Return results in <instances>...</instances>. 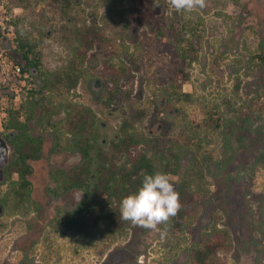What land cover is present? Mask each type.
Wrapping results in <instances>:
<instances>
[{
  "label": "rangeland",
  "instance_id": "374dc122",
  "mask_svg": "<svg viewBox=\"0 0 264 264\" xmlns=\"http://www.w3.org/2000/svg\"><path fill=\"white\" fill-rule=\"evenodd\" d=\"M66 2L69 4L66 5ZM238 4L237 8L232 5L224 8L220 0H206L205 8L187 13L176 12L169 0H123V3H112V0H0V22L3 23L0 25V32L2 26H7L4 16H9L11 22L19 19V27L30 34L32 44L36 46L35 52L40 60L38 68L41 71L38 78L32 75L22 77V71L21 78H17L11 73L5 76L0 70V80L5 86V92L0 95V110L17 109L28 97L29 90L36 92L41 88L44 83L42 73L50 80L52 75L58 74L68 66L75 47L74 30L93 26L100 36L98 46L87 52L84 63L79 67L80 77L75 89L66 91L56 85L50 91H43L41 97L46 100L44 105L49 126L40 128L35 120L28 124H34L31 134L41 136L43 141V153L41 152L38 162H29L35 173L34 198L41 212H37L35 217L27 213L19 214V217L14 216L12 221L8 218L0 220V264H120L113 258L108 257V260H105V257L109 255V250L122 246L129 237L128 231L124 232L122 238L105 235L100 241L99 251L93 248V244L86 246L85 250L89 252H85V257L80 262L76 257V242L61 231L55 230L54 220L59 218L60 214L54 215V211L48 209L53 208L56 211L64 204L61 200L53 201L39 196L47 188L61 192L56 183L45 182V169L62 166L61 146L58 152L52 155L48 154V149L50 138L54 141L59 134L61 140L70 138V135L66 134L63 121L64 108L89 109L96 116L97 122L106 124L104 130H99L100 139H111L130 114L136 117L133 129L137 136H146L149 129L164 121L165 128L161 141L157 144L161 148L164 144L162 142L168 139L176 140V135L182 129L191 126L202 127L205 120L204 107L219 105L220 113L225 112L223 117L231 118L230 112L223 111L222 102L227 99L234 102L237 109L251 104L252 101L257 115L259 114L258 108L264 101L260 98L262 92L254 86L252 77H245L243 74L247 66L259 63V55L264 57V0H238ZM176 18L190 22L192 26L187 30L198 31L202 35L198 39L193 35H185V38L190 40L196 39V50L199 52L196 62L184 66L188 81H184L181 74L173 78L172 72L176 71V67L170 60L173 58L171 53L176 52V46L168 37L161 39V43L158 37L159 28L165 27L169 19ZM13 26L16 37L15 25ZM138 38H143L146 44L155 43L158 52L156 56L150 52L146 53L139 70H134L135 67L127 63V68L132 69L133 75L129 73L120 80L124 92L122 99L106 106L103 104L106 99L105 91L102 90L100 97L103 101L94 102L87 88L88 80L97 77L110 90L112 83L106 80V75L116 67L118 61H122L127 54L129 56ZM14 45L13 40L6 43L7 48H4L2 42L1 48L4 55L22 68L18 57L11 56ZM260 48L262 49L259 50ZM156 73L159 74L155 75ZM168 73H172L171 84H168L164 77V74L167 76ZM238 76L241 83L237 94ZM168 85L173 95L169 103L170 110L173 111L172 115L176 112L173 118L157 106L164 86ZM184 94L188 95L184 97ZM32 96L39 97L36 94ZM141 112L145 114L142 119L138 116ZM38 114L39 110L35 111V119ZM21 115L24 118V114ZM257 122L254 128H264V112L262 121L257 119ZM206 134L210 135L203 138L198 157L205 156L214 160L219 156L218 137L211 131ZM109 148L110 146L107 150ZM192 156V152H186L181 158L183 165ZM247 161V156L239 152L235 163L229 166V172L235 175L237 167ZM118 162L123 163L124 159L121 158ZM238 178L236 182L230 183L231 195L227 204L233 224L230 225L226 213L220 208L222 204L215 197L204 207L197 203H187L183 231L171 230L163 238L158 231L139 232L133 239V250L141 248L143 255L147 257L149 254L144 251L150 248L148 253L157 255V251L161 249H158L162 245L161 240L172 242L174 238L176 264H197L193 251L204 247L206 235L208 242H214V237L219 234L216 229L234 230L236 235L233 236V242L237 240V220L243 193L246 189L263 192L264 172L258 171L251 179L240 174ZM180 180L181 177L179 182ZM206 181L209 182L210 177ZM209 189L211 192L215 190L214 186ZM59 195L65 196L64 193ZM29 205L19 206L15 203V206L19 207ZM256 208L254 205L255 219ZM178 220L176 219V222ZM259 240L260 243L253 251L239 255L236 254V249L228 252V244L225 243L223 248H216L214 253L208 254V264H264V234L260 235ZM154 249L157 251L152 252ZM21 256L23 259L19 261Z\"/></svg>",
  "mask_w": 264,
  "mask_h": 264
},
{
  "label": "trees",
  "instance_id": "16d2710c",
  "mask_svg": "<svg viewBox=\"0 0 264 264\" xmlns=\"http://www.w3.org/2000/svg\"><path fill=\"white\" fill-rule=\"evenodd\" d=\"M123 3V0H112ZM223 3V7L232 5L239 7L238 0H220ZM111 2V0H110ZM69 3L66 2V5ZM221 6V7H222ZM197 19V18H196ZM20 20L17 19L12 23L15 25L16 38L14 40V49L11 56L19 59L22 65V74L27 73L29 69H37L40 66V60L38 53L35 52V45L32 44L30 34L23 28L19 27ZM192 24L187 21H181L176 18L169 19L165 27L159 28V42L164 37H168L169 41H172L176 46V52L171 53L173 58L171 63L176 67V75L181 74L184 81H188V76L184 74V66L191 65L197 61L198 51L196 50V39L202 37L198 31L187 30ZM193 35L196 39L190 40L185 38V35ZM73 38L75 41V47L71 54L68 66L56 75H52L51 79L42 73L43 76V91H50L54 86H60L66 91H71L76 88L78 84L79 67L85 61L86 54L89 50L98 46L100 42V36L92 27L78 28L73 31ZM167 44H163L166 46ZM157 45L155 43H144L143 38H138L132 46L131 53L127 54L122 61H118L116 67L112 68L110 74V82L112 88L108 91L104 105L110 106L115 101L122 99V84L120 80L132 73L130 68H127V63L132 64L135 69L139 70V66L146 58V53L149 52L156 56ZM260 48L259 50H261ZM128 53V52H127ZM259 63L257 65H249L244 71L243 76L252 77L253 84L262 92L260 98L264 100V57L258 56ZM116 64V63H115ZM238 71V70H237ZM237 73V72H236ZM241 80L238 76V82L236 85V93L238 94ZM184 94L183 96H187ZM43 98L35 99L32 97L29 100H25L17 109H6L7 116L5 118L4 126L6 130L18 131V134L14 136V146L16 150V163L17 171L19 173V181L15 182L19 188L16 189L14 195L17 199V205H24L28 202L29 181L26 180V176L31 173V166L29 161L39 160L42 151V138L41 136H34L29 132L28 124L35 120V111L38 106H43ZM224 106L223 111H228L232 114L231 118H224L225 112L220 113L219 105H212L211 107H204V124L202 127L196 126L195 128L187 127L182 129L179 134L176 135V140L172 141L171 146L163 142V147L153 146L152 158H147L145 149H137L140 145H150L151 142L147 141L144 137H136L129 130V124L124 122L122 130L118 133L115 141V157L123 156L129 160L130 171L125 169L115 168L116 170L109 169L103 163L105 157L103 153L99 152L96 147L95 155L93 158L89 156V149L93 148L91 144L87 147L80 146L84 151V157L87 160L83 167L84 180H80L81 183H72L73 186L81 187L89 174L94 173L95 178L92 183L95 186V191L99 190L100 195L104 194L108 199L115 198L119 202L128 194L135 193L137 189L142 185V180L145 175H154L160 172L159 168L163 165L169 164V161H173L176 166V173L181 171L180 177V204L181 208L176 215V229L183 231L185 222L183 219L186 217L185 206L187 203H197L204 207L212 198L220 201L222 206L220 207L224 213H226L230 225L233 224L229 209L227 208L228 199L231 195L230 183L236 182L239 178V174L246 178H252L258 171L264 172V128H254L257 119L262 121V114L264 112V101L258 108V115L256 107L251 104H246L240 109L235 108V103L230 100L222 102ZM24 114V121H20L19 115ZM47 110L43 109L40 117L35 122L40 128L48 127L49 120L46 116ZM139 116V115H138ZM94 124L90 122L83 115L75 117L70 122L69 134L73 136L79 143L87 133H92ZM52 127H54L52 125ZM207 131L213 132L218 137L219 156L212 160L209 157H198L202 149V143ZM95 139L94 137L92 138ZM61 134L56 136L52 151L56 152L61 146ZM94 143L96 141L94 140ZM84 145V144H81ZM134 150V151H132ZM186 152H192L193 156L187 161V164L183 167L180 164L182 156ZM239 152L245 154L248 158L247 163L237 167L236 174L229 172L228 168L234 164ZM90 159L98 161L95 165L91 164ZM153 161V162H152ZM156 161V163H155ZM91 167H94V172L91 171ZM145 169V171H143ZM210 177V181L206 180ZM97 185V186H96ZM214 186L215 190L210 191L209 187ZM88 187L86 191L88 192ZM90 197V207H93L94 197ZM17 197V198H16ZM89 200V199H88ZM102 202L98 207H105L106 200ZM96 205V206H97ZM254 205L256 208L257 218H254ZM227 210V211H226ZM103 210L101 214L103 215ZM74 221H70L66 224L65 229L76 231L73 226ZM75 225V224H74ZM238 239L234 245L233 236L236 235L234 230H219L216 229L217 234L214 242H208V236L204 240L205 245L201 249L193 251V257L197 264H208V254L214 253L216 248H223L225 243L228 244V252L236 249V254H248L250 251L260 243V235L264 234V191L254 192L251 189H246L243 193L242 204L239 211V217L237 220ZM91 228H86L85 233L89 234ZM23 263V262H22Z\"/></svg>",
  "mask_w": 264,
  "mask_h": 264
},
{
  "label": "flooded vegetation",
  "instance_id": "af4514ba",
  "mask_svg": "<svg viewBox=\"0 0 264 264\" xmlns=\"http://www.w3.org/2000/svg\"><path fill=\"white\" fill-rule=\"evenodd\" d=\"M14 25V24H13ZM91 66H93L92 63H90ZM164 73V72H163ZM173 78L176 76V71L172 72ZM171 73V74H172ZM41 71L39 68L37 69H29L27 73H24L22 77H28V75H32L34 78L40 77ZM133 75V72L131 73ZM159 73H156L155 75H158ZM170 73L166 76L164 74V77H166V81L168 84H171L170 77L172 76ZM16 77V76H15ZM17 78H21V76H17ZM27 79V78H25ZM106 80L110 82V75H106ZM96 83L100 86L98 90V87L96 86ZM44 84V83H43ZM104 83L101 82V80L97 77H94L87 82V88L88 91L91 93L93 97L94 102H102L101 101V94L102 90L105 91L104 96H107V93L109 89L104 86ZM255 86V85H254ZM165 88L161 92L160 100L157 102V106L161 111H167V114L169 116H172L170 118L175 117L176 112L174 115L173 111L170 110L169 103L172 100L173 95L170 92V87L164 86ZM256 87V86H255ZM254 87V88H255ZM43 85L41 88H39L36 92H32L29 90L28 97L26 100L31 99L34 97L42 98L43 95ZM75 89V88H74ZM5 92V86L4 82L0 80V95ZM131 92V90H130ZM35 93L36 95H39V97H35L32 95ZM13 96V94H10ZM43 107L38 106L37 110H39V114L36 117H40L43 109L45 110L46 107L44 103L46 102L45 99H43ZM36 110V111H37ZM7 111L4 108H1L0 110V220H4L6 218L9 219V221H12L14 219V216H18L19 214L26 215L28 213L29 216L35 217L37 212H41V208L37 207L36 204H38L36 198H34V189L33 184L35 183L34 180V171L33 167H31V173L26 176V180L29 181V192H28V202L27 204H30L28 207H19L15 206V203L17 202V199H15L14 195L16 194L15 190L19 188L18 184L16 185L15 182L19 181V173L17 171L16 163V150L14 146V136L18 134V131H9L5 129L4 122L5 118L7 116ZM64 117L63 121L65 122L66 127V134L70 135V138L65 139L63 138V141L61 143V151L62 154V166L61 167H46L47 171V177L46 181H50L53 184L56 183L57 186H59V191H55L53 188H47L42 194L39 196L42 199L50 198L53 201L55 200H61V202L64 204L58 210L55 211L53 208H48L54 211V215L60 214L59 218H56L55 221V230L61 231L65 236H69L71 240L76 242L77 244V260L81 262L82 258L85 257V252H89L85 250L86 246H90V244H93V248L97 251H99V244L100 241L103 239L105 235L109 236H116L122 238L125 231L129 232V237L126 239V241L122 244L120 248H115L112 250H109V255L105 257V260H108L109 258L115 259V261L120 262V264H176V240L173 238L172 242H164L162 241L161 247L158 249L160 250H153L152 252L157 251L156 254L148 253V250L150 248H147L146 252L149 254V256L145 257L143 255V250L140 248L138 250H133V239H135L138 236V233H146L150 230L137 227L132 225L128 221H123L120 219V206L119 202L113 198L108 199L106 195L102 194L100 195V191H95V186L92 183V181L95 178L94 173L89 174L87 177L85 183L79 187V186H73L72 183H81L80 180H84V173H83V167L86 164L87 160L84 157V151L80 146L87 147L88 144H91L93 148L89 149V156L93 158L95 155L96 147L99 150V152L104 154L103 163L108 167L109 169L116 170L115 168H121L125 169V171H130V165L129 160L126 157H119L117 159L115 157V141L117 139L118 133L122 130L124 122H127L129 125V130L132 134H134L133 124L136 120V117L133 115H128L124 122L121 124L119 131L112 136L111 139H100L99 137V130H104L106 128V124L103 122H97L96 116L89 110V109H83V110H76L74 108H64ZM83 115V118L87 119L89 122L93 121V128L92 133H87L82 138V141L79 143L77 140L73 138L71 134H69L70 130V122L73 118ZM140 119L144 117L145 114L141 112L138 114ZM20 121H24V118L22 115H19L18 118ZM35 119V120H36ZM255 122L254 126H256ZM165 122L162 121L159 123L155 128L149 129L146 136H137L136 137H144L147 141H150V145H140L137 147V149H145V152L147 154V158H152V151L151 148L153 146H156L159 141H161V134L164 130ZM253 126V127H254ZM47 127V126H46ZM29 132H32L34 130V124L31 126L28 125ZM36 136V135H34ZM95 138L94 140L96 143H94V140L92 138ZM50 140V146L48 149V154H56V152L52 151L54 141ZM165 142L169 143L167 146H171L170 144L172 142L171 139L166 140ZM163 143V142H162ZM84 144V145H81ZM110 146L109 150H107V147ZM134 151V150H132ZM43 153V151H41ZM59 153V154H60ZM150 154V155H149ZM123 158L124 162L120 163V159ZM38 162V160H36ZM36 161H29L30 163H35ZM28 162V163H29ZM91 164L95 165L98 163L95 159H90ZM153 162V161H152ZM156 163V161H155ZM181 166L184 163L180 161ZM31 166V164H29ZM92 172H94V167L90 168ZM161 173L167 174L170 178V182L173 183L176 191L179 190L180 186V174L181 171H178L176 173V166L173 164V161H169V164L163 165L159 168ZM145 171V169L143 170ZM177 185V186H176ZM97 186V185H96ZM86 187H88V192L86 191ZM65 194L64 197L60 196L59 193ZM70 192V193H69ZM94 197L93 199V207H90V197ZM89 199V200H88ZM106 200V206L101 208L98 207L102 201ZM97 205V206H96ZM102 210L103 215L101 214ZM53 218V217H52ZM51 218V219H52ZM54 219V218H53ZM73 226L76 231L67 230L65 229L66 224H68L70 221H74ZM4 222H2L3 225ZM6 223V222H5ZM75 224V225H74ZM4 226V225H3ZM2 226V227H3ZM159 227L163 229H167V235L170 233L171 230H176V216L172 217L167 225H160ZM86 228H91L90 233H85ZM93 241V242H92ZM96 244V245H95ZM95 246V247H94ZM98 246V247H97ZM23 259V256L20 257L19 261Z\"/></svg>",
  "mask_w": 264,
  "mask_h": 264
},
{
  "label": "clouds",
  "instance_id": "9594fccd",
  "mask_svg": "<svg viewBox=\"0 0 264 264\" xmlns=\"http://www.w3.org/2000/svg\"><path fill=\"white\" fill-rule=\"evenodd\" d=\"M176 12L191 13L206 7V0H169ZM181 208L180 194L167 174L157 172L145 175L135 193L128 194L120 202V219L147 230L160 232L163 238L167 225Z\"/></svg>",
  "mask_w": 264,
  "mask_h": 264
},
{
  "label": "built area",
  "instance_id": "2783aa9c",
  "mask_svg": "<svg viewBox=\"0 0 264 264\" xmlns=\"http://www.w3.org/2000/svg\"><path fill=\"white\" fill-rule=\"evenodd\" d=\"M3 19L6 21L7 26H2L0 32V70L5 76H8L10 73L12 75L21 76L22 68L20 65L13 63V61L6 54L4 55V50L1 48L3 40L8 43L16 38L14 34V26L9 16H4ZM2 24L3 23L0 22V25Z\"/></svg>",
  "mask_w": 264,
  "mask_h": 264
},
{
  "label": "water",
  "instance_id": "95a60500",
  "mask_svg": "<svg viewBox=\"0 0 264 264\" xmlns=\"http://www.w3.org/2000/svg\"><path fill=\"white\" fill-rule=\"evenodd\" d=\"M3 47H4V48H7V46H6V41H5V40H3ZM96 86L98 87V90H100V89H99L100 86L98 85V83H96ZM176 186H177V185H176ZM176 189H177V187H176Z\"/></svg>",
  "mask_w": 264,
  "mask_h": 264
}]
</instances>
